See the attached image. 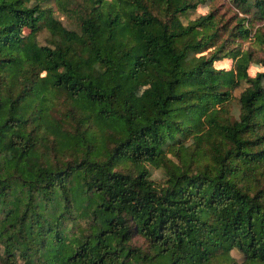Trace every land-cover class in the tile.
Here are the masks:
<instances>
[{
  "label": "trees",
  "instance_id": "1",
  "mask_svg": "<svg viewBox=\"0 0 264 264\" xmlns=\"http://www.w3.org/2000/svg\"><path fill=\"white\" fill-rule=\"evenodd\" d=\"M49 1L0 0V264H264V0Z\"/></svg>",
  "mask_w": 264,
  "mask_h": 264
},
{
  "label": "rangeland",
  "instance_id": "2",
  "mask_svg": "<svg viewBox=\"0 0 264 264\" xmlns=\"http://www.w3.org/2000/svg\"><path fill=\"white\" fill-rule=\"evenodd\" d=\"M48 6H51L54 10V15L56 18L60 19L64 26L67 28H71V25L69 21L65 18L64 15H62L54 6L53 0H50L48 3ZM209 11H212L216 15V19L219 20L220 23V32H222L224 29L228 28L230 29L236 22V15L238 17L246 16L245 14L241 13L235 5L232 3L231 0H206L205 3H202L198 5L195 9H191L186 15L181 16V20L184 23H187L189 20H192L199 15L205 14ZM256 30L259 31V34L262 33L264 35V20L255 21L252 25V32L250 36L247 39H239L236 38V42H234V45H238L241 49H249L253 51L254 59L256 60L255 63H252V65L249 67V74L253 76L257 71L262 70V67L260 66V63L257 62L258 59L264 61V53L262 51L263 46H261L258 42V39H256L257 33ZM223 39L226 34L222 32ZM48 38V32L46 30H42L38 34V41L41 44H46ZM230 46H233V43H231ZM209 49L205 53L208 52ZM230 58L229 57H223L221 58L220 62L218 63L219 66H223L228 68L230 66ZM142 85L138 81L131 83V87H138ZM243 85H240L238 88H236L233 92L234 98L230 104L231 110L233 112V115L236 116L238 112V101L237 98L239 96V93L242 90ZM150 170V178L155 181L156 183H162L165 180V174L162 168H154L150 165L147 166ZM68 226L70 228V233L73 234H79L81 229L87 227L85 221H77V220H71L68 222ZM69 231V229H68ZM131 243L136 246H140L142 248L147 247V243L144 241V239L138 235L134 236L131 240ZM231 256L236 262H241L243 260V257L241 253L233 249L231 251ZM229 257V254L227 252H223L220 254H217L213 257V259L217 262L223 263L225 259Z\"/></svg>",
  "mask_w": 264,
  "mask_h": 264
}]
</instances>
